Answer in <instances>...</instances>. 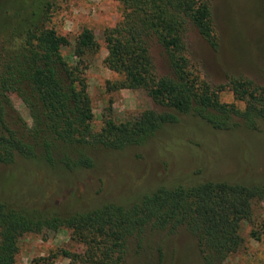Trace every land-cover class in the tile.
I'll use <instances>...</instances> for the list:
<instances>
[{
  "label": "trees",
  "instance_id": "16d2710c",
  "mask_svg": "<svg viewBox=\"0 0 264 264\" xmlns=\"http://www.w3.org/2000/svg\"><path fill=\"white\" fill-rule=\"evenodd\" d=\"M0 15V165L12 181L0 180V264H14L18 240L26 233L68 229L79 252L59 248L66 264H127L128 237L141 240L146 228L183 225L195 238L201 264H225L241 245L240 226L253 223V204L264 199V184L205 179L160 183L130 203L107 201L79 207L77 200L42 208L40 188H33L30 170L16 158L44 165L60 164L70 174L95 166V152L105 155L144 145L164 125L180 116L194 117L216 130H256L264 120V85L242 76H228L212 85L191 63L185 34L191 24L215 48L217 37L210 0H118L119 19L102 30L103 65L117 79L106 90L141 88L160 108H147L115 120L110 105L98 129L87 92L85 69L98 52L93 31L84 26L75 35L71 60L61 49L66 36L48 24L56 0H4ZM163 49L168 68L158 74L147 37ZM227 89L233 99L222 101ZM25 106L30 124L11 101ZM42 162H40V161ZM44 161V162H43ZM44 165H42V164ZM19 169V170H18ZM1 175V174H0ZM74 201V202H73ZM257 230L248 234L258 238Z\"/></svg>",
  "mask_w": 264,
  "mask_h": 264
},
{
  "label": "rangeland",
  "instance_id": "374dc122",
  "mask_svg": "<svg viewBox=\"0 0 264 264\" xmlns=\"http://www.w3.org/2000/svg\"><path fill=\"white\" fill-rule=\"evenodd\" d=\"M5 1L0 0V15ZM210 10L217 37L210 47L197 30L188 24L185 40L191 63L200 76L212 85L226 81L228 76L249 78L264 85V0H210ZM118 0H56L48 24L67 37L69 44L61 49L67 60L76 33L90 28L99 43V50L89 59L85 69L90 97L92 126L98 129L101 114L110 105L115 120H121L147 108H160L141 88L106 90L105 80L117 79L101 59L105 55L102 30L120 17ZM148 48L156 72H168L162 47L154 36L147 37ZM11 101L22 118L31 120L25 106L12 94ZM222 101H239L227 89L219 93ZM178 122L162 126L144 145L103 154L95 152V166L86 171H69L55 164L40 169L38 161L16 158L13 167L30 170L28 181L40 188L38 200L42 208L67 204L78 199L79 207H94L107 201L130 203L160 183L200 181L205 179L237 180L264 184V120L256 130H216L191 117L180 116ZM40 161V160H39ZM42 162V161H40ZM44 162V161H43ZM0 165V180L12 181ZM18 169V170H19ZM74 202V201H73ZM253 223L240 226L242 245L225 264H264V199L253 204ZM258 238L251 237L250 228ZM68 229L44 233H26L18 240L14 264H66L67 259L56 251L66 248L79 252L82 245L69 239ZM127 264H201L194 236L183 226L174 229L146 228L141 240L128 237L125 253Z\"/></svg>",
  "mask_w": 264,
  "mask_h": 264
}]
</instances>
